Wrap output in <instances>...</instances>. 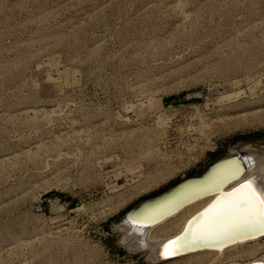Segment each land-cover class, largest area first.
Masks as SVG:
<instances>
[{
	"label": "rangeland",
	"instance_id": "rangeland-1",
	"mask_svg": "<svg viewBox=\"0 0 264 264\" xmlns=\"http://www.w3.org/2000/svg\"><path fill=\"white\" fill-rule=\"evenodd\" d=\"M235 151L264 161V0H0V264H210L119 223Z\"/></svg>",
	"mask_w": 264,
	"mask_h": 264
},
{
	"label": "bare ground",
	"instance_id": "bare-ground-1",
	"mask_svg": "<svg viewBox=\"0 0 264 264\" xmlns=\"http://www.w3.org/2000/svg\"><path fill=\"white\" fill-rule=\"evenodd\" d=\"M235 154L238 155L240 154V152L235 151L232 155ZM242 163L244 166L247 164L249 165V169L244 175L236 178L227 186L222 187L219 192H213L212 194H204L203 196H200L196 199L187 200L185 203L180 204L179 207H177L173 212L168 214L165 218H163L159 222L151 224L147 228H144L143 226V223L145 222L144 220L156 218L158 215L165 212L167 208H169V206L171 205L164 204L158 208L148 210L137 220L133 219L132 222H128L127 220L124 221L123 226L121 228L126 232V235L123 238L124 244L127 247L134 245V250L151 248L153 251L152 254L154 253L153 255H155V259L157 261H167L166 258H161L159 255L160 251L162 250V246L169 240H172L173 238L180 235L182 231L186 229V226L189 224L190 220L198 213H201V216L196 223L194 222L193 224L189 225L187 232L188 236L184 240V243L190 244L192 242H196L197 240H201L202 242H208V244H213L214 246H204V248L189 251L184 254H179L177 256H174V254L177 253L174 252V254H172L173 257H171L169 260H174L189 254L201 252L213 253L216 256L215 259L210 262V264H223L221 262L226 252L234 248L258 242L261 239H264V236L256 235L257 233L255 234V229L253 230V228H251L250 230H252L251 232L254 233V236L250 238H241L239 240L236 239L237 237H239V233L241 231L244 232L243 230L248 229L245 227L236 226L238 224H242L245 221L247 214L243 209H233L231 211H227L229 209V206L241 195V185H243L246 181H252L253 188L257 192L264 191V161L262 159V156L256 154L250 155L249 161L245 159V161L243 160ZM233 170L235 169L231 168L227 170H222L219 174H217L218 176H216V178L219 179L215 178V180L210 182L209 185H206L205 188H203L202 190L198 191L196 189H193L191 192H201L212 188V186H214V184H218V182L223 177L233 176ZM172 204H176V201H173ZM255 213L257 215L264 213V205L260 204L259 201H257L255 205ZM179 214H182V216L186 217L176 234L170 237H165L163 239H154L152 237V234L155 229H157L170 219H174V217ZM221 214H223L222 219H220L215 224L211 223L213 217L219 216ZM147 242L152 243L151 245H155V248L153 246H145ZM178 246L179 245H177L176 243L174 245H170V248H175V251H177ZM224 264H264V256H261L245 263L228 262Z\"/></svg>",
	"mask_w": 264,
	"mask_h": 264
},
{
	"label": "water",
	"instance_id": "water-1",
	"mask_svg": "<svg viewBox=\"0 0 264 264\" xmlns=\"http://www.w3.org/2000/svg\"><path fill=\"white\" fill-rule=\"evenodd\" d=\"M234 154V153H233ZM250 154L248 152H240L238 155H232L230 156H225L222 157L218 160H216L214 163H212L210 166H208L201 174L199 177L193 178H187L185 180L180 181L179 183L175 184L171 188L167 189L166 191L160 193L159 195H156L152 198L145 199L138 204H136L133 208H131L129 211L125 213L123 216L122 220L119 223V227L122 228L123 222L128 221L132 222L133 219L137 220L140 218L146 211L152 210L155 208H158L164 204H170L169 208L162 214L158 215L156 218L153 219H146L144 220L145 222L143 223L144 228H147L151 224H154L156 222H159L163 218H165L168 214L173 212L177 207L180 206V204L185 203L187 200L190 199H196L200 196H203L204 194H212L213 192H219L222 187L227 186L229 183L234 181L236 178L244 175L248 169L249 165H243V160L249 161ZM235 169L233 176H225L223 177L218 184H214L212 188H209L207 190L201 191V192H191L193 189L196 190H202L205 188L206 185H209L210 182L215 180L217 174H219L222 170H227V169ZM237 169L239 171L237 172ZM227 177V178H226ZM219 179V178H216ZM188 193V194H187ZM173 201H176V204H172ZM172 210V211H170ZM201 216V213L196 214L189 222V224L186 226V229L182 231L180 235L177 237L173 238L172 240L169 241H176L177 245V253L174 254V256H177L179 254H184L189 251H194L198 250L200 248H204V246H214L213 244H208V242H202L201 240H197L196 242H192L190 244H185L184 240L188 236V227L190 224H193L194 222L196 223ZM255 229V230H254ZM254 232L256 235H261L264 236V230H258L256 228H253ZM125 231V230H124ZM244 232L239 233V237L236 239H241V238H250L254 236V233L251 232L252 230L250 229H245L243 230ZM235 237V236H234ZM158 255V254H157ZM172 256H169L166 258V260H169Z\"/></svg>",
	"mask_w": 264,
	"mask_h": 264
},
{
	"label": "snow or ice",
	"instance_id": "snow-or-ice-1",
	"mask_svg": "<svg viewBox=\"0 0 264 264\" xmlns=\"http://www.w3.org/2000/svg\"><path fill=\"white\" fill-rule=\"evenodd\" d=\"M239 169H237V172ZM259 201L260 204L264 205V191L257 192L253 188L252 181H246L241 185V195L229 206L227 211L233 209H243L245 210L247 217L242 224H238V227H245L248 229L256 228L258 230H264V213L257 215L255 213V205ZM222 215L212 218L211 223L215 224L220 219ZM176 241H168L162 246V250L159 255L161 258H167V256L174 254L175 248H170V245L176 244Z\"/></svg>",
	"mask_w": 264,
	"mask_h": 264
}]
</instances>
